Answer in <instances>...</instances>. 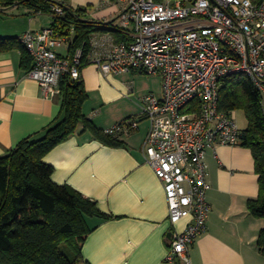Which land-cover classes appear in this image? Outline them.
Returning a JSON list of instances; mask_svg holds the SVG:
<instances>
[{
	"label": "crops",
	"instance_id": "crops-1",
	"mask_svg": "<svg viewBox=\"0 0 264 264\" xmlns=\"http://www.w3.org/2000/svg\"><path fill=\"white\" fill-rule=\"evenodd\" d=\"M57 1L79 9L81 19L103 23L113 24L122 10L119 0ZM52 21L50 13L36 12L29 5L0 6V38L21 42L27 29L48 27ZM16 44L0 51V156L25 138L41 137L61 114V94L43 95L38 81L27 77L24 53ZM67 49L64 45L56 50L66 54ZM28 65L32 66V60ZM80 71L87 93L82 112L96 128L105 134V129L125 119L138 118L139 122L131 132L110 135L118 146L103 143L79 124L43 158L53 167L55 183L79 191L108 216L88 219L91 230L81 247L84 261L177 264L165 259L170 234L173 229L183 231L188 218L170 223L162 184L145 161L142 147L149 123L140 112L146 95L131 99L137 82L130 78L138 72L104 76L93 63L84 64ZM150 93L161 97L162 80ZM205 162L211 186L206 195L210 211L206 231L189 249L191 264H264L256 246L264 218L252 216L247 209L248 200L259 194L250 149L239 144L215 145L206 151Z\"/></svg>",
	"mask_w": 264,
	"mask_h": 264
},
{
	"label": "built area",
	"instance_id": "built-area-1",
	"mask_svg": "<svg viewBox=\"0 0 264 264\" xmlns=\"http://www.w3.org/2000/svg\"><path fill=\"white\" fill-rule=\"evenodd\" d=\"M119 1L122 10L111 30L92 32L86 45L70 48L73 29L70 35L51 26L27 29L20 37L32 60L26 75L48 98L60 93L62 78L79 81L84 64H96L104 76H161V97L143 98L140 115L149 128L142 152L162 184L170 223L188 218L183 231H171L165 259L191 264L189 249L206 231L210 211L206 151L240 144L234 115L218 108L221 80L235 74L250 79L264 115V0ZM51 11L64 14L60 3ZM64 45L67 53H58ZM137 119L104 132H131Z\"/></svg>",
	"mask_w": 264,
	"mask_h": 264
},
{
	"label": "trees",
	"instance_id": "trees-1",
	"mask_svg": "<svg viewBox=\"0 0 264 264\" xmlns=\"http://www.w3.org/2000/svg\"><path fill=\"white\" fill-rule=\"evenodd\" d=\"M14 3L29 5L36 12L53 16L51 27L58 35H70V48L86 45L94 31L111 30L109 24L81 19L80 10L62 3L64 14L53 15L57 0H0V6ZM119 36L118 34H116ZM18 43L23 50L22 64L30 69V56L21 42L0 38V51ZM17 45V44H16ZM61 114L38 138H25L16 147L0 156V264H87L81 254L82 244L91 230L89 218L105 219L96 203L79 191L55 183L53 167L43 158L55 146L73 134L79 124L95 138L110 146L120 145L110 135L96 128L83 114L87 99L81 79H61ZM261 93L242 74L221 80L218 108L232 113L242 108L248 126L241 130L240 144L250 149L258 174L259 194L249 199L247 209L257 218H264V115L260 108ZM264 256V228L256 239Z\"/></svg>",
	"mask_w": 264,
	"mask_h": 264
},
{
	"label": "rangeland",
	"instance_id": "rangeland-1",
	"mask_svg": "<svg viewBox=\"0 0 264 264\" xmlns=\"http://www.w3.org/2000/svg\"><path fill=\"white\" fill-rule=\"evenodd\" d=\"M135 75L137 76L130 78V80L133 82H137V84L135 83V93L132 95L131 99L136 100L137 98L148 95L150 92L157 90L161 86V78L158 74L149 75L145 73H135ZM119 77L121 78L122 75ZM135 77H138V81ZM233 114L238 127L241 130L246 129L248 126V121L244 110L242 108L235 109Z\"/></svg>",
	"mask_w": 264,
	"mask_h": 264
}]
</instances>
